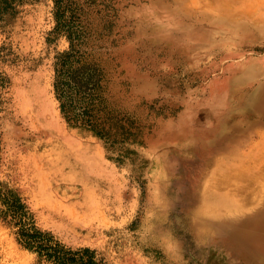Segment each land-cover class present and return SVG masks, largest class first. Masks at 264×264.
Masks as SVG:
<instances>
[{"label":"rangeland","instance_id":"374dc122","mask_svg":"<svg viewBox=\"0 0 264 264\" xmlns=\"http://www.w3.org/2000/svg\"><path fill=\"white\" fill-rule=\"evenodd\" d=\"M67 29L101 73L93 126L55 95ZM263 172L264 0H13L0 14V264H45L6 195L105 264H264L224 244L260 206ZM198 218L215 220L203 236Z\"/></svg>","mask_w":264,"mask_h":264},{"label":"trees","instance_id":"16d2710c","mask_svg":"<svg viewBox=\"0 0 264 264\" xmlns=\"http://www.w3.org/2000/svg\"><path fill=\"white\" fill-rule=\"evenodd\" d=\"M13 0H0V14L11 6ZM58 2V0H57ZM59 14L58 8L56 15ZM71 46L59 53L54 62V91L61 113L75 124L93 126L98 116L94 113V92L99 84L100 70L95 62L85 58V52L76 46L79 34L67 29ZM74 33V34H73ZM11 209L10 215L19 225V241L36 254L45 264H105L94 249L71 248L48 232L39 230L27 221L26 212L14 198L3 196Z\"/></svg>","mask_w":264,"mask_h":264},{"label":"bare ground","instance_id":"6f19581e","mask_svg":"<svg viewBox=\"0 0 264 264\" xmlns=\"http://www.w3.org/2000/svg\"><path fill=\"white\" fill-rule=\"evenodd\" d=\"M261 18L263 19V17ZM50 119L51 117H50L49 112H47L45 108H41V117L38 120L40 123L39 125H40L41 132L49 131L50 128L48 127H50V125L48 121ZM47 137H48L47 142H46L47 144H49L51 141H52V144H54L53 142H56V140L58 139L57 138L58 136H47ZM67 153L63 151L62 153L56 155L55 157L57 160L61 158L64 159L65 157L71 158L72 157L71 154L69 155ZM200 209L202 210L203 206H200L196 211H199ZM198 219L199 220L193 219V221H191L192 223L190 227H191V230L195 232V234H198L199 236L200 235L203 236L202 234L203 230L206 227L210 226L213 222H215V220L213 219L201 220V218H198ZM227 225L228 226H227V231L225 232V240H224L225 246H227L234 253H243L245 259L249 262L264 258V196L261 200L260 206H257V208L253 211V213L249 214L245 218H242V219L240 218L236 220L235 222L234 221L232 223L229 222V224Z\"/></svg>","mask_w":264,"mask_h":264}]
</instances>
